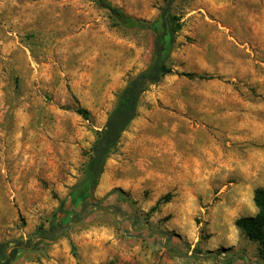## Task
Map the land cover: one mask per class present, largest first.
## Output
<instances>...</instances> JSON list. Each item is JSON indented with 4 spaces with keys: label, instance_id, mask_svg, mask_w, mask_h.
Wrapping results in <instances>:
<instances>
[{
    "label": "rangeland",
    "instance_id": "1",
    "mask_svg": "<svg viewBox=\"0 0 264 264\" xmlns=\"http://www.w3.org/2000/svg\"><path fill=\"white\" fill-rule=\"evenodd\" d=\"M108 1L145 21L162 5ZM173 10L172 72L84 190L96 133L153 34L93 0H0V242L24 246L12 264H264L235 225L264 186V0Z\"/></svg>",
    "mask_w": 264,
    "mask_h": 264
},
{
    "label": "trees",
    "instance_id": "2",
    "mask_svg": "<svg viewBox=\"0 0 264 264\" xmlns=\"http://www.w3.org/2000/svg\"><path fill=\"white\" fill-rule=\"evenodd\" d=\"M93 1L107 9L122 25L150 30L153 34V42L149 64L128 79L107 114L103 127L96 133L85 165L84 179L81 182L84 190L93 188L98 182L106 159L136 116L141 95L151 84L172 72L168 61L175 44V37L182 26L180 15L173 10V3L176 0H161L159 13L151 21L134 19L108 0ZM78 112L87 115V111L82 108H79ZM253 202L257 212L254 215L239 216L235 219V225L248 240L257 244V256L264 260V186L254 189ZM7 246L6 242H0V264H12L19 250L24 248L20 242L9 248Z\"/></svg>",
    "mask_w": 264,
    "mask_h": 264
}]
</instances>
